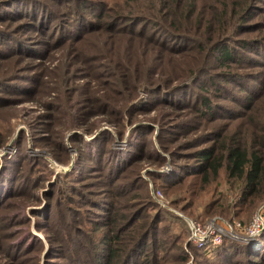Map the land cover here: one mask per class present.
<instances>
[{"label": "trees", "instance_id": "16d2710c", "mask_svg": "<svg viewBox=\"0 0 264 264\" xmlns=\"http://www.w3.org/2000/svg\"><path fill=\"white\" fill-rule=\"evenodd\" d=\"M52 1L57 7L0 0V146L11 133L15 94L53 92L29 127L33 144L45 145L61 165L71 160L65 132L91 131L99 120L89 117L100 115L123 139L125 123L155 111L148 121L158 125L155 137L173 170L149 172L154 180L172 187L182 175H199L207 184L223 170L238 204L264 201V34L247 35L264 28L253 19L264 0ZM55 48L65 51L66 65L48 77L52 60L45 59ZM36 58L43 63L35 72ZM76 77L85 81L69 84ZM222 118L242 120L223 125ZM155 129L138 123L122 149L111 145L108 130L91 141L74 132V165L58 172L25 151L21 132L14 152L0 158V264L186 263L182 232L169 226L182 219L151 197L138 166L142 159L158 167L167 161L140 138ZM183 144L191 150L181 152ZM260 242L253 250L225 238L211 258L188 249L196 264H264V231Z\"/></svg>", "mask_w": 264, "mask_h": 264}, {"label": "rangeland", "instance_id": "374dc122", "mask_svg": "<svg viewBox=\"0 0 264 264\" xmlns=\"http://www.w3.org/2000/svg\"><path fill=\"white\" fill-rule=\"evenodd\" d=\"M49 4L55 5L56 4L52 0H46ZM106 2L108 5H115L118 3L122 4V1L124 0H101ZM207 2V0H205ZM132 2V0H130ZM203 2V0H202ZM261 10H259L253 17V19L258 20L261 22L262 25H264V4H262ZM0 27L1 24H0ZM259 31H252L249 32L247 35H261L264 34V28H262ZM38 36L37 33L33 34ZM53 57L51 59H45V63H48L49 60H52L49 62V69L53 70L49 71V73L46 75L48 77L55 76L56 73H61V70L64 71V66L66 65L64 63L65 60V51H61L58 48H55L54 50H50ZM28 58V57H27ZM28 61V60H27ZM40 60L36 58L34 60V63H39ZM40 66L43 62H40ZM35 64V72L37 70V66ZM74 69V68H72ZM220 69H223V67H220ZM78 71V70H75ZM46 76L44 77L46 79ZM85 80L83 78H74V83L72 80L69 82V84H82ZM227 86L230 89H233V91H239V87L233 83H228ZM81 90V87L80 89ZM140 96H146V92L144 90H139ZM13 95V94H11ZM53 92L50 94L43 93L41 96L38 97L35 96H20L15 94V99L12 102L11 110L13 111L14 116L11 118V133L6 136L5 143L0 146V158L9 153H13L15 150V141L18 139L21 132H23L24 139L26 141V147L25 151L29 153L31 156H37V157H43L46 160H48L53 168H55L56 172L58 171H68L72 169L75 158L77 155V150L69 144V138L71 137L74 132L81 133L87 141H91L95 139L97 136L101 135L100 133L104 130H108L112 133L113 138L110 140L111 145L116 149H122L126 145V138L132 128H134L138 123H149L156 128L152 133H148L147 135H141V139H146L152 141V143L157 147V149L160 150L161 153L166 155L167 161L161 165L160 167L153 165L152 163L148 162L145 159L140 160L138 162L139 170L141 173V176H143L144 180L146 181L147 185L146 188H148L149 193L153 199H155L162 207L166 208L170 212H173L174 214L181 217L182 221H173L170 226V231L175 234H180L182 232V237L180 239L181 245L183 249L187 252L188 261L184 264H196V256L193 255V253L188 249V245L193 246L197 249H201V251L206 253L207 257H213V254L211 255L210 252L212 251L214 246H211L210 244H206L205 246H198L196 245L192 240L189 239L190 232L187 233V219L184 217L200 223L202 226H206L208 223H210L215 218H222L223 220L231 223V224H239V226L242 229V235L245 232V230L250 226L254 218L258 215H261L264 218V201H260L255 205L249 206L248 203L246 204H238V190L237 187L234 184H230V181L226 178L225 173L223 170L219 171L218 176L215 179H211L210 182L207 184L202 183L199 175H182V182L180 184L174 185L172 187H165L161 184L160 181L154 180L151 175H149V172H155V171H161L165 174H170L172 172L171 167V157L169 153L163 152L160 148L159 142L156 139V135L158 134V125L155 123H152L148 121L151 117L157 115V112H150L149 114H137L135 117H133L132 121L130 123H125V132L123 139H120L115 130L111 125L104 121H100L102 118L100 115L92 116L88 118V121L92 120H99L97 125L91 129V131H83V127H80L78 130H67L65 132V140L66 144L68 146V151L71 156V160L69 164L67 165H61L54 161L53 157L49 153V151L46 150L45 145L39 144L35 146L33 144V135L31 128L29 127V121L33 117H37L39 115H42L46 112L44 104L45 102H51L52 101ZM19 97V99H17ZM21 97V99H20ZM224 104H227L232 109H239L243 110L234 102H231L229 100H223ZM240 118L232 120V119H226L222 118L220 119V124H237L239 122ZM3 125V121L0 120V130H3L1 127ZM201 131V130H200ZM200 131L192 132L188 135H184L178 139V143H185V141L191 140L195 136H197ZM104 139V137H103ZM174 143V144H176ZM190 143V142H189ZM151 145H147V149L150 148ZM191 144H183L181 146V152H189ZM169 150L173 149V145H169ZM174 150H179L174 149ZM145 188V189H146ZM47 190L46 188L43 189V191ZM42 192V190H41ZM142 192V191H141ZM157 192H159L161 195L160 197L157 195ZM156 194V195H155ZM158 198H157V197ZM119 200V199H117ZM121 202H125V198L120 199ZM36 209L37 206L33 205L30 206L29 209ZM187 224V226H186ZM189 229V228H188ZM264 231V224L261 230L246 238L245 240H234L240 244H247L251 246L253 250L260 249L261 242H260V234ZM239 232V233H241ZM39 236H42V234L39 233ZM230 239V238H228ZM223 241V240H222ZM221 244V243H220ZM92 264V262H90ZM172 264V263H168ZM178 264V263H177ZM180 264V263H179ZM183 264V263H181Z\"/></svg>", "mask_w": 264, "mask_h": 264}, {"label": "built area", "instance_id": "2783aa9c", "mask_svg": "<svg viewBox=\"0 0 264 264\" xmlns=\"http://www.w3.org/2000/svg\"><path fill=\"white\" fill-rule=\"evenodd\" d=\"M157 195L160 197L161 194L157 192ZM187 224L190 232L189 239L198 246L207 247L206 244L217 246L225 238L245 240L261 230L264 224V218L261 215L256 216L250 226L243 233L244 235H242V229L239 224H231L218 217L206 226H202L200 223L190 219H187Z\"/></svg>", "mask_w": 264, "mask_h": 264}, {"label": "water", "instance_id": "95a60500", "mask_svg": "<svg viewBox=\"0 0 264 264\" xmlns=\"http://www.w3.org/2000/svg\"><path fill=\"white\" fill-rule=\"evenodd\" d=\"M185 219H188V218H186V217H184Z\"/></svg>", "mask_w": 264, "mask_h": 264}]
</instances>
